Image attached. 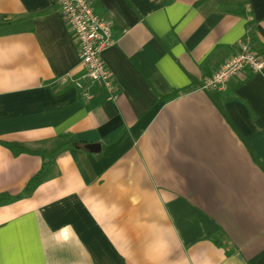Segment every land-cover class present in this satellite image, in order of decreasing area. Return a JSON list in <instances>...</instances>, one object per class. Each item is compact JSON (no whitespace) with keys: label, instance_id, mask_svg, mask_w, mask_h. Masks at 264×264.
<instances>
[{"label":"crops","instance_id":"1","mask_svg":"<svg viewBox=\"0 0 264 264\" xmlns=\"http://www.w3.org/2000/svg\"><path fill=\"white\" fill-rule=\"evenodd\" d=\"M57 2L0 0V264H264V67L202 88L264 59V0H95L115 100L62 80L85 68Z\"/></svg>","mask_w":264,"mask_h":264},{"label":"built area","instance_id":"2","mask_svg":"<svg viewBox=\"0 0 264 264\" xmlns=\"http://www.w3.org/2000/svg\"><path fill=\"white\" fill-rule=\"evenodd\" d=\"M65 23L76 38L85 72L82 78L67 74L63 81H72L84 95L92 96V87L105 88L110 100L118 97L113 74L106 65L103 52L115 43L113 22L102 15L95 6V0H58ZM264 59L252 50L237 54L204 81L202 88L222 91L229 82L241 76L246 69L260 71Z\"/></svg>","mask_w":264,"mask_h":264},{"label":"trees","instance_id":"3","mask_svg":"<svg viewBox=\"0 0 264 264\" xmlns=\"http://www.w3.org/2000/svg\"><path fill=\"white\" fill-rule=\"evenodd\" d=\"M239 1L240 2L238 3L237 8L234 9L233 11L239 14L248 15V8H247L248 0H239ZM45 169L41 170L40 172H38L35 176L31 178V180L29 181V184L27 185L25 189V193H31L37 187V185H39V183L43 180L45 176ZM24 195L25 194H20L17 197L24 196ZM12 199H13L12 196H10L9 194H5V193L0 194V204L2 202H5L6 200H12Z\"/></svg>","mask_w":264,"mask_h":264},{"label":"water","instance_id":"4","mask_svg":"<svg viewBox=\"0 0 264 264\" xmlns=\"http://www.w3.org/2000/svg\"><path fill=\"white\" fill-rule=\"evenodd\" d=\"M97 146V144H90L89 148L94 149Z\"/></svg>","mask_w":264,"mask_h":264},{"label":"rangeland","instance_id":"5","mask_svg":"<svg viewBox=\"0 0 264 264\" xmlns=\"http://www.w3.org/2000/svg\"><path fill=\"white\" fill-rule=\"evenodd\" d=\"M252 51H254V52H256V53H258V51L257 50H255V49H252V48H250ZM259 54V53H258ZM260 55V54H259Z\"/></svg>","mask_w":264,"mask_h":264}]
</instances>
